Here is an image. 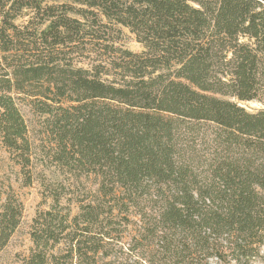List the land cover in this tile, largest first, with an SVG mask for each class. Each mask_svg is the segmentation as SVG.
Returning <instances> with one entry per match:
<instances>
[{"label":"trees","instance_id":"16d2710c","mask_svg":"<svg viewBox=\"0 0 264 264\" xmlns=\"http://www.w3.org/2000/svg\"><path fill=\"white\" fill-rule=\"evenodd\" d=\"M123 29L142 53L115 47ZM102 46L118 82L76 62ZM22 97L64 176L42 184L24 264L263 259L264 109L239 103H264V0H0V139L32 186ZM22 216L9 194L0 251Z\"/></svg>","mask_w":264,"mask_h":264},{"label":"rangeland","instance_id":"374dc122","mask_svg":"<svg viewBox=\"0 0 264 264\" xmlns=\"http://www.w3.org/2000/svg\"><path fill=\"white\" fill-rule=\"evenodd\" d=\"M115 47L136 54L144 51L143 45L137 42L136 36L131 34L128 29L122 30L120 40L115 43ZM119 56V53L104 49L102 46L101 48L97 47L96 50L80 54L76 62L80 67L93 71L102 67L104 68L103 79L110 82H118L121 79V72L115 69L111 62L119 59ZM18 104L29 130V139L33 152V175L36 180L32 186H25L21 167L17 165L14 154L3 146L0 139V210L9 194L14 195L23 205V216L20 226L7 247L0 251V264H24L25 257L29 255L33 247L30 234L34 219L41 211L46 210L50 204L49 201H44L43 192L45 190L42 184L43 182L50 184L62 181L64 178V176H59L58 173L52 172L55 167L48 158L51 140L47 132L45 117L35 110L32 102L27 98L22 97ZM239 104L249 112L264 109L263 102L253 101ZM43 176L46 178H43ZM37 177H42V182L37 180ZM63 183L67 185L66 181ZM88 187L89 183H86L83 186L71 188L68 192L72 193V197L75 196L81 199L85 196V190ZM262 255L263 259L258 264H264V248Z\"/></svg>","mask_w":264,"mask_h":264}]
</instances>
